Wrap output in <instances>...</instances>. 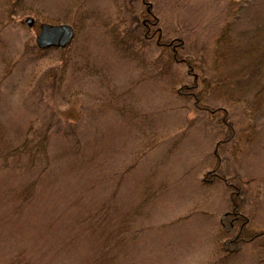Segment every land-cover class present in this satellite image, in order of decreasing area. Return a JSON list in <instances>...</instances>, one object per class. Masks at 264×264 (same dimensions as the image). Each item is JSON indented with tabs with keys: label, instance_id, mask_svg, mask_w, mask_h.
<instances>
[{
	"label": "rangeland",
	"instance_id": "1",
	"mask_svg": "<svg viewBox=\"0 0 264 264\" xmlns=\"http://www.w3.org/2000/svg\"><path fill=\"white\" fill-rule=\"evenodd\" d=\"M150 1L160 18L164 39L183 37L189 54L205 57L206 63H211L209 54L214 38L231 1L237 16L235 34L245 46L257 43L264 48V0ZM126 2L0 0V15L8 6L14 13H8L6 19L10 23L0 27L3 89L0 121L7 138L17 139L22 130L20 136L32 133V137L34 132H29V125L33 131H44L47 122L55 132L56 124L64 123L66 127L78 124L76 133L84 143L81 149L84 156L75 161L67 154L73 149L70 143L57 135L55 146L48 149L50 161L46 169L25 167L24 162L7 168L0 160V264L17 254L31 264H95L91 259L97 244L94 239L98 238L92 234L76 241L78 223L74 219L96 211L98 218L88 219L82 226L89 221L97 222L101 236L111 235L113 242L124 237L125 254L120 247H114L109 252L108 264H206L211 259L216 231L206 213L212 211L216 225L229 210L230 192L223 184L210 188L198 185L204 171H197L196 175L191 171L185 177L183 170L189 166L192 170L209 166L204 162L205 155L214 148L215 134L210 128L208 136L193 130L189 125L195 119L194 112L170 109L173 99L164 81L150 78L139 82L149 69L111 51L104 29L97 27L104 20L115 19L122 4V11L129 7ZM134 3V12H144L140 0ZM77 7L93 12L96 17L81 21L82 29L72 43L71 52L67 51L73 61L56 96L59 110H65L56 114L59 119L54 121L45 106L39 107L32 90L41 73L59 65L56 52L48 48L39 59L27 53L21 55L16 65L8 64L11 73L5 78H2V53L22 54L25 45H36L41 23H70L76 17ZM27 17L34 19L32 27L26 24ZM158 53L153 47L146 52L147 58ZM176 70L186 75L184 66L177 65ZM253 82L264 79L256 77ZM100 101L119 105L117 110H111ZM123 108L124 114H135L130 123L136 126L122 120L118 110ZM80 112L82 117L76 121ZM236 119L244 131L248 124L253 126L247 130L252 142L246 145L238 140L223 149L224 167L230 172L238 170L250 179L247 187L244 185L247 196L243 210L251 217L250 226L264 230V114L247 120L239 115ZM179 135L183 138L176 140ZM137 148L150 149L141 154ZM195 155L196 160H192ZM202 156L205 158L199 166ZM134 159L136 165L134 162L121 186L117 184L118 193L108 194L103 187L112 184L108 181L107 173L111 171L108 168L113 166L116 172L122 171ZM102 164L104 168L99 167ZM165 174L170 181L165 182L170 184L161 188ZM151 191L156 192L154 198ZM145 195L148 199L143 203ZM198 207L201 208L198 215L181 221ZM262 258L264 237L246 244L231 264H258Z\"/></svg>",
	"mask_w": 264,
	"mask_h": 264
},
{
	"label": "trees",
	"instance_id": "2",
	"mask_svg": "<svg viewBox=\"0 0 264 264\" xmlns=\"http://www.w3.org/2000/svg\"><path fill=\"white\" fill-rule=\"evenodd\" d=\"M136 1L139 0H127L126 5L129 7L122 11V4L121 9L117 11V17L113 18V20H104L97 29H104L105 35L109 38L111 51L115 54L117 53L123 59L134 61L138 66L149 69V73H143V78L139 82L150 78L164 81L165 87L173 99L170 102V105L172 103L170 109L194 112L195 119L189 126L193 127V130L198 129L201 132H205L206 136H208V128L215 134L214 148H212L211 153L208 152L205 155L206 159L204 162H208L209 166L203 170L199 167L196 170H192V166H189L184 168L183 174L185 173L184 176L186 175L185 177H187L191 171L195 175L197 171H204L203 177L197 180L198 185L210 188L215 184H223L230 192L229 210L222 214L216 225L214 223L215 220H213L215 218L214 214L212 211L207 210L209 213H206V215L208 214L207 216L211 218L212 227L214 226L213 231H216V240L214 246L210 249L211 259L206 264H231L242 253V249L246 244L253 243L256 239L264 237V230H256L252 225L250 226L251 217L243 210L247 196V188L244 185L247 187L250 179L243 177L238 170L230 172L229 168L224 167L222 157V150L228 145H235L238 140H243L246 145L252 142V135L247 130L249 126L251 128L253 126L248 124L244 128H247L246 131H244L238 127L236 116L240 115L241 119L247 120L246 118L252 119L257 114H264V82H253L256 77L264 79L262 75V70L264 69V48L257 43L245 46L240 37L237 36V33L235 34L234 24L237 16L235 10H233L235 6L231 1L228 7L225 8L222 23L219 25V31L214 38V46L209 54V60L212 64L206 63L205 57L202 58L203 56H201L199 58L189 54L183 37L164 39L161 21L154 11L152 1L140 0L143 6L142 10L144 8V12L140 14L134 12L132 4L136 3ZM12 9L8 6L1 13L0 27L4 28L7 23H10L6 18L8 13L14 14L11 12L13 11ZM75 11L77 13L76 17L70 20V24L75 28L76 35L74 40L82 29L83 24L81 21L96 17L93 12L89 13L79 7ZM72 43L65 48H51V50L56 52L59 65L48 72L41 73V77L38 78L35 88L32 90V95H34L39 107L45 106L47 114L50 112L53 114L50 113V117L54 118V121L59 119L56 114H61L65 110H59L56 96L59 95L66 72L73 61V58L67 53V51L71 52ZM153 47L158 49V55L147 58L146 52ZM22 52L20 55H12L9 52L2 53L3 65H1V69H4L2 78L7 77L11 73V68H9L8 64L16 65L19 57L27 54L33 59H39L45 55L46 49L42 50L35 44L30 46L27 44ZM177 65L185 67L186 75L176 70ZM186 78H189V80H186ZM46 86L47 89L44 90L43 88ZM2 93V82L0 81V98ZM75 103L72 102L71 104ZM101 105L111 110H117L119 104L111 101H102ZM81 108L86 110L83 106ZM118 111H121L122 120L128 121V123L135 119L134 113L124 114V108ZM81 117L82 114L80 112L76 121H80ZM65 125L64 123L56 124L55 132L47 122L44 123V131H33L32 125H29V132H34L32 137L30 136L32 133L20 136L24 131L22 130L18 133V138L13 140L7 138L6 128L0 121V160L2 159L3 164H6L7 168L10 166L14 167L16 163L24 162L26 164L25 167L46 169L50 161L48 149L55 146L57 135L63 136L73 148L67 154L75 161L80 160L84 156L81 152L84 143L76 133L78 124L69 127ZM130 126L134 127L136 125L130 123ZM180 138H183V135H179L176 140ZM64 146L66 145H62V148ZM148 149L150 148H137L135 150L142 154L146 153ZM199 155L201 156L202 153ZM205 157L202 156L199 166ZM207 157H210V159ZM194 159L196 160V155L192 158V160ZM134 162L136 165L135 159L130 160L122 171L119 169V172H116V168L113 166L108 168L111 171L109 172L110 174L107 173V177L108 181H112V184L103 186L108 194L116 195L118 193V185L120 184L121 186L123 180L133 169ZM99 167L104 168L105 166L102 164ZM167 176L165 174L160 182L161 188H167L170 184L165 182L168 181L166 179ZM155 196L156 192L151 191V198ZM147 199L148 197L145 195L142 198V202L145 203ZM199 209L201 208L193 209L181 221L188 220L193 215H198L200 213ZM97 218V211L95 214L77 216L74 219L78 223L76 224L78 233L75 234V240H82L84 236L90 237L95 234L99 241L94 239L97 244L95 254L91 260L95 264H108L110 262L108 258L111 257L109 252L114 247H120V251L125 254L124 237H120V240L113 242L111 235L101 236V226L97 222L89 221L87 226H82L88 219L95 220ZM217 224H219L218 227H216ZM121 232L124 233L123 231ZM5 264L31 263L26 260L23 261L21 254H17ZM258 264H264V258L259 259Z\"/></svg>",
	"mask_w": 264,
	"mask_h": 264
},
{
	"label": "water",
	"instance_id": "3",
	"mask_svg": "<svg viewBox=\"0 0 264 264\" xmlns=\"http://www.w3.org/2000/svg\"><path fill=\"white\" fill-rule=\"evenodd\" d=\"M25 22L28 26L34 25V19L27 17ZM75 36V30L72 25L61 24H40V32L36 36V44L40 49L50 47L65 48L69 46Z\"/></svg>",
	"mask_w": 264,
	"mask_h": 264
}]
</instances>
